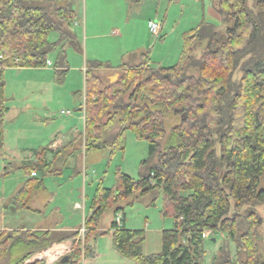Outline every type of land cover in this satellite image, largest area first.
<instances>
[{
	"label": "trees",
	"instance_id": "1",
	"mask_svg": "<svg viewBox=\"0 0 264 264\" xmlns=\"http://www.w3.org/2000/svg\"><path fill=\"white\" fill-rule=\"evenodd\" d=\"M72 1L0 0V147L7 112L4 69L46 65L48 54L59 49L55 67L63 73L64 45L79 47ZM210 1L225 28L202 20L184 32L174 65L153 66L148 57L140 63L121 62L117 80L108 83L99 70L110 68L109 63L86 62L84 129L78 136L84 151L110 148L112 154L123 149L124 132L130 130L147 141L148 155L137 178L117 168L113 186L99 182L84 219L83 239L51 264H76L92 255L90 243L102 233L97 226L104 212L112 209L115 216L121 201L152 192L161 194L160 213L172 217L173 227L162 231L160 252L144 255V231L118 226L113 219V244L121 255L137 264H206L202 232L211 229L223 243L209 264H261L262 218L253 207L264 204V189L259 188L264 176V0ZM51 32L58 34L57 41H49ZM236 70L239 77H234ZM165 113L178 115L179 123L161 149ZM117 121L121 129L103 139V131ZM21 168L31 178L15 200L28 208L33 189L42 183L31 172L44 171L46 165L37 161ZM77 234L55 240L51 231L0 233V260L15 255L10 264H24L34 252ZM226 239L235 244V260Z\"/></svg>",
	"mask_w": 264,
	"mask_h": 264
},
{
	"label": "rangeland",
	"instance_id": "2",
	"mask_svg": "<svg viewBox=\"0 0 264 264\" xmlns=\"http://www.w3.org/2000/svg\"><path fill=\"white\" fill-rule=\"evenodd\" d=\"M209 3H211L210 0H73L72 5L76 14L73 30L76 33L79 47L70 43L64 45L67 61L66 70L62 73L55 67L59 49L48 54L51 64L40 67H7L4 69V105L9 108V112L7 111L4 115V124L7 126L10 142L17 143L22 148H37L39 145L43 148L47 143L42 145V142L49 140L47 137L53 130H55L54 134L63 133L68 125L77 124V121H80L79 129L83 132V116L85 115L83 108L85 102L83 70L86 62L96 59L116 67L99 70L104 81L108 83L117 80L119 76V68L117 67L121 62L140 63L148 57L153 66L174 65L182 50L184 32L203 20V10L209 6ZM149 20L157 21L161 25L157 37L148 31L147 22ZM216 26L221 30L225 28L222 23H218ZM57 38L56 32H51L48 36L51 42L57 41ZM204 44L205 42L197 44L194 51L195 57L200 56ZM190 72L197 73L196 69H191ZM113 75L116 76L110 82V76ZM239 75L240 71L236 70L234 77H239ZM61 110H70L71 113L64 114ZM81 110H83L84 115ZM178 123V115L165 113L166 135L161 141V149L169 144L171 128ZM119 129H121V125L118 121L113 123L103 131V139H108ZM76 145L81 147L82 152V137L77 138ZM29 149L27 152L19 151V154L30 156L32 152ZM89 153H93L91 158L95 159L97 165L87 172L86 180L90 178V175H93V181L102 178L104 186L111 187L115 184L117 168L133 178L138 177L140 164L148 155V143L146 140L136 139L130 130H126L123 149H117L112 154H110V148L87 152V154ZM81 158V168L82 164L85 165L86 163L89 167V160L91 159L89 155L85 156L81 153ZM77 169L80 170V168ZM93 169L95 170L94 173L92 172ZM11 171L14 178L20 175H24L25 180L31 178L29 173L21 168L15 170L11 167ZM38 172V178L44 177L43 184L51 192L56 190L51 186L53 180H65L63 186L67 189L73 185L74 187L78 184L82 186V174L76 177L80 174L79 172L73 175L74 172L66 171L65 176L56 174L55 178L54 175L48 174L46 171L38 170ZM69 176L73 178H69ZM86 185L89 186V181ZM259 188L264 189V176L260 179ZM79 193H77L76 188L70 189L71 195L76 196ZM151 197L154 201L148 205L149 208L144 207L138 211L132 210L131 205L127 203L133 198L131 195L119 203L122 209L118 213L127 212L133 226L143 224L144 216H147L152 227L161 228L163 224L165 229L172 228V217H163L160 213L161 194H155ZM6 204L8 205L9 202L7 201ZM253 208L262 218V223L258 229V247L259 262L264 264V204H258ZM18 209L21 210V207L18 206ZM9 210L7 215L10 216L12 213L11 209ZM78 212H82V209ZM112 212V209H108L101 219L107 215L111 216ZM81 229L79 232L82 234ZM58 235L60 234L54 235L55 240L67 235V233ZM214 238L215 241L205 240L206 264H209L212 258L217 255L218 248L223 243L219 234H215ZM226 240L235 260L237 251L235 244L229 239ZM34 246L32 245L24 251L32 250ZM45 250L47 249L33 253L24 261V264L39 261L36 257L43 256ZM56 251L58 250L56 249ZM214 254L215 256H213ZM15 257V255H7L0 260V264H10ZM49 257H43L45 259L42 264H51L52 261H55L52 260L53 255H49Z\"/></svg>",
	"mask_w": 264,
	"mask_h": 264
},
{
	"label": "crops",
	"instance_id": "3",
	"mask_svg": "<svg viewBox=\"0 0 264 264\" xmlns=\"http://www.w3.org/2000/svg\"><path fill=\"white\" fill-rule=\"evenodd\" d=\"M203 11L202 19L204 21L210 22L214 25L222 23L219 13L213 8L211 3H209V6ZM111 68L116 67L111 66L106 69ZM7 111L9 112L8 107ZM81 113L84 115L83 110H81ZM84 119L85 115L83 116V128ZM79 122L80 121H77V124L68 125L63 133L58 132L54 134L55 130H53L47 137L49 140L42 142V145L47 143L45 147L41 148L42 146L39 145L37 148L30 149L26 147L22 148L17 143H11L7 133V126L5 124L3 125V144L0 147V233L10 231H51L54 235H62L65 233L78 232L75 237H69L60 242L54 241L46 248L57 253H62L61 257L65 256L70 251L76 239L79 237H82L81 239H83L86 232L81 234L79 230L81 229V226H85L84 219L90 211L91 201L99 182H102V178L99 179L100 181H93V175H90V178L86 180L87 172L91 171V168L95 167L97 162H95V159L93 160L91 158V154L93 153L87 154V152L84 151L83 146L81 152V147L76 145L77 138L79 134L82 133L79 129ZM27 149L32 152V155L25 156L19 154V151L27 152ZM81 153L85 156L89 155L91 158L89 160V167L86 163L85 165L82 164L81 168ZM37 161H41L42 164H45L46 168L44 171L48 174L54 175V178L56 174H60L62 177L65 176L64 174L66 171L74 172L73 175L76 172H79L80 174L76 177H79L82 174V186L78 184L75 187L74 185L70 187V189L76 188L77 193L80 192L76 195L77 197L71 195L70 189L63 186L65 180H53V185L51 184V186L56 189V193L51 192L48 190V187L43 184L45 181L44 177L38 178L39 172L37 171L36 175L33 177L42 180V183L40 186L33 189L28 208L21 207L15 200V197L19 189L28 179L25 180L26 177L24 175L16 177L17 179L12 177L11 167L16 170L18 168L20 169L24 163ZM51 168L54 169L51 170ZM77 168H80V170L78 171ZM94 171L95 170L93 169L92 172L94 173ZM69 178L73 177L69 176ZM69 181H71V179H69ZM87 181H89V186L86 185ZM155 194L159 193L152 192L145 195H133V198L127 203L131 205L132 210L136 209L141 211L144 207L148 209V205L154 201L151 196ZM7 201L9 202L8 205L6 204ZM18 206L21 207V210L18 209ZM9 209H11L12 213L10 216L7 215ZM80 209H82V212L79 213L78 211ZM119 214L121 215V223L126 229H141L144 231L145 237L141 246L144 255L160 252L161 235L162 231L165 229L163 228V224L161 228L152 227L151 221H148V217L144 216L145 221L143 224L133 226L130 223L131 221L129 216H127V212H120ZM114 218L115 216L112 212L111 216L107 215L106 217H103V219H100L97 230L102 231V233L98 234L90 243L93 254L87 257H82L77 261V264H137L135 260L121 255L115 248L113 244L114 228L111 226ZM56 249L58 251H56ZM38 251L34 253H38Z\"/></svg>",
	"mask_w": 264,
	"mask_h": 264
},
{
	"label": "built area",
	"instance_id": "4",
	"mask_svg": "<svg viewBox=\"0 0 264 264\" xmlns=\"http://www.w3.org/2000/svg\"><path fill=\"white\" fill-rule=\"evenodd\" d=\"M147 28H148V31L151 35H153L154 37H157L159 35V31H160V28H161V25L159 22L157 21H154V20H149L147 22ZM46 63L47 64H51V61L49 59L46 60ZM62 113L64 114H70V110H61ZM31 175L32 176H35L36 175V172H31ZM114 221L115 223L120 226L121 225V215L119 213H117L115 215V218H114ZM82 233L84 234L87 230V228L85 226L82 227ZM215 231L211 230V229H206V230H203L202 232V237L204 240H209L211 237H214L215 236ZM67 250V249H66ZM44 255L41 256V257H36V259L40 260L41 262L43 261L44 262V259L43 257L45 256H48L49 255H53V259L52 260H57L59 258H61V255L62 253H57V252H54L52 251L51 249H47L45 250L44 252ZM50 258V257H49ZM51 260V261H52ZM53 262V261H52Z\"/></svg>",
	"mask_w": 264,
	"mask_h": 264
},
{
	"label": "water",
	"instance_id": "5",
	"mask_svg": "<svg viewBox=\"0 0 264 264\" xmlns=\"http://www.w3.org/2000/svg\"><path fill=\"white\" fill-rule=\"evenodd\" d=\"M115 76H116V75L110 76V82H112V81L114 80ZM211 240H212V241H215V238L212 237ZM213 256H215V254H214ZM31 264H42V262L39 260V261H37V262H35V263H31Z\"/></svg>",
	"mask_w": 264,
	"mask_h": 264
}]
</instances>
